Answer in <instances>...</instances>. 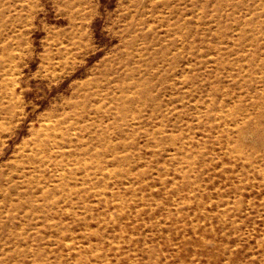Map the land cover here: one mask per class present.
<instances>
[{
	"label": "rangeland",
	"instance_id": "rangeland-1",
	"mask_svg": "<svg viewBox=\"0 0 264 264\" xmlns=\"http://www.w3.org/2000/svg\"><path fill=\"white\" fill-rule=\"evenodd\" d=\"M0 264H264V0H0Z\"/></svg>",
	"mask_w": 264,
	"mask_h": 264
}]
</instances>
